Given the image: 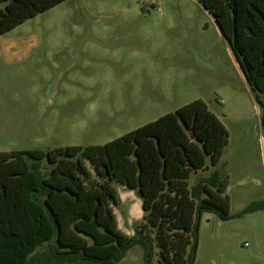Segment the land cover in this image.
I'll return each instance as SVG.
<instances>
[{"label":"rangeland","instance_id":"374dc122","mask_svg":"<svg viewBox=\"0 0 264 264\" xmlns=\"http://www.w3.org/2000/svg\"><path fill=\"white\" fill-rule=\"evenodd\" d=\"M196 100L230 137L188 186L204 198L203 179H227L233 218L201 215L193 264H264V210L239 217L264 201L260 109L202 0H66L0 35V153L105 145ZM116 190L119 228L132 237L141 198ZM147 259L134 246L117 264Z\"/></svg>","mask_w":264,"mask_h":264},{"label":"trees","instance_id":"16d2710c","mask_svg":"<svg viewBox=\"0 0 264 264\" xmlns=\"http://www.w3.org/2000/svg\"><path fill=\"white\" fill-rule=\"evenodd\" d=\"M64 1L0 0V35ZM202 4L260 109L264 149V0ZM229 137L196 100L105 145L0 153V264H117L134 246L146 264H155V252L158 264H193L201 215H233L227 179L217 172L203 179L204 198L191 193L188 179L219 164ZM116 184L142 201L132 237L119 228ZM261 210L264 201L253 202L239 217Z\"/></svg>","mask_w":264,"mask_h":264},{"label":"water","instance_id":"95a60500","mask_svg":"<svg viewBox=\"0 0 264 264\" xmlns=\"http://www.w3.org/2000/svg\"><path fill=\"white\" fill-rule=\"evenodd\" d=\"M220 29V28H219ZM221 31V30H220ZM222 33V32H221Z\"/></svg>","mask_w":264,"mask_h":264}]
</instances>
